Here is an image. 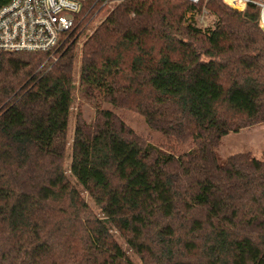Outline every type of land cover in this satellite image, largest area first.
<instances>
[{
  "label": "trees",
  "instance_id": "16d2710c",
  "mask_svg": "<svg viewBox=\"0 0 264 264\" xmlns=\"http://www.w3.org/2000/svg\"><path fill=\"white\" fill-rule=\"evenodd\" d=\"M97 1L54 52H0V264H134L117 237L141 264H264V151L218 154L224 137L264 123L257 13L123 0L103 16ZM84 35L79 88L189 152L152 145L109 110L78 113L70 180Z\"/></svg>",
  "mask_w": 264,
  "mask_h": 264
},
{
  "label": "built area",
  "instance_id": "2783aa9c",
  "mask_svg": "<svg viewBox=\"0 0 264 264\" xmlns=\"http://www.w3.org/2000/svg\"><path fill=\"white\" fill-rule=\"evenodd\" d=\"M101 1L100 13L123 0ZM197 5L209 0H185ZM226 5V0H221ZM232 7L244 14L247 10L257 13L259 28L264 32V0H234ZM85 0H0V52L52 53L62 38L73 31L77 18L82 14ZM229 6V5H228ZM207 12L201 16L203 19Z\"/></svg>",
  "mask_w": 264,
  "mask_h": 264
},
{
  "label": "rangeland",
  "instance_id": "374dc122",
  "mask_svg": "<svg viewBox=\"0 0 264 264\" xmlns=\"http://www.w3.org/2000/svg\"><path fill=\"white\" fill-rule=\"evenodd\" d=\"M229 6H235L231 3H227ZM106 13H104L105 15ZM103 15V16H104ZM101 18L99 17L95 22L94 26L101 22ZM200 24L207 26L209 25L210 19L202 18L198 20ZM86 35H84L78 44L77 50V58H76V67L74 73V81L76 83V89L73 95V104L69 115V126L67 132V143L68 150L65 159V169L67 170L68 176L70 180L74 181L69 173V167L71 164V155H72V144L75 132V125L77 114L81 113L85 121L91 122L97 110H109L117 115H119L122 120L131 128L134 132H136L139 136L149 141L152 145L161 148L165 151L171 152L176 156H180L186 154L191 150L190 145H180V144H172L169 143L166 138L152 130L144 118L137 113L126 109H120L114 107L111 104H107L103 100V96L98 91H93L91 93H86L79 88V69H80V60H81V44L85 41ZM264 151V123L253 128L243 129L238 133H230L226 137H224L219 149L218 154L220 159L223 161L230 155L238 154V153H250L257 159H262ZM78 190L82 193L83 197L89 203V205L96 211L99 215L98 208L94 205V202L89 199L88 194L85 192L83 187L78 185ZM103 218L102 215H100ZM117 235V234H116ZM117 241L121 246L122 251H124L128 257L134 262V264H141L140 260L136 257V255L131 252L127 244L120 238L117 237Z\"/></svg>",
  "mask_w": 264,
  "mask_h": 264
},
{
  "label": "bare ground",
  "instance_id": "6f19581e",
  "mask_svg": "<svg viewBox=\"0 0 264 264\" xmlns=\"http://www.w3.org/2000/svg\"><path fill=\"white\" fill-rule=\"evenodd\" d=\"M226 3H231V4L235 5V6L238 5L234 0H226Z\"/></svg>",
  "mask_w": 264,
  "mask_h": 264
}]
</instances>
